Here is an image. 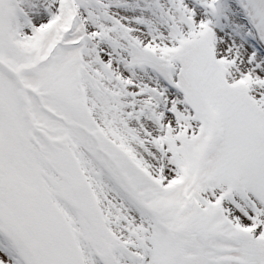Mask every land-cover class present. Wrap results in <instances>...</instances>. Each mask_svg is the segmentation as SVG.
Masks as SVG:
<instances>
[{
    "label": "snow or ice",
    "instance_id": "6c2138e0",
    "mask_svg": "<svg viewBox=\"0 0 264 264\" xmlns=\"http://www.w3.org/2000/svg\"><path fill=\"white\" fill-rule=\"evenodd\" d=\"M0 264H264V0H0Z\"/></svg>",
    "mask_w": 264,
    "mask_h": 264
}]
</instances>
